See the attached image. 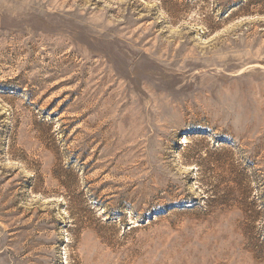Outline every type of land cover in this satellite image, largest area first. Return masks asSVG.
I'll list each match as a JSON object with an SVG mask.
<instances>
[{
    "label": "rangeland",
    "instance_id": "1",
    "mask_svg": "<svg viewBox=\"0 0 264 264\" xmlns=\"http://www.w3.org/2000/svg\"><path fill=\"white\" fill-rule=\"evenodd\" d=\"M0 264H264V0H0Z\"/></svg>",
    "mask_w": 264,
    "mask_h": 264
}]
</instances>
